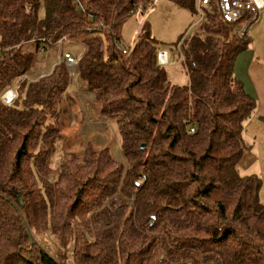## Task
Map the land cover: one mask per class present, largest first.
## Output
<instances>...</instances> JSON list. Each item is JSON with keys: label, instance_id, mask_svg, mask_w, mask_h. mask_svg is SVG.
<instances>
[{"label": "trees", "instance_id": "obj_1", "mask_svg": "<svg viewBox=\"0 0 264 264\" xmlns=\"http://www.w3.org/2000/svg\"><path fill=\"white\" fill-rule=\"evenodd\" d=\"M141 1L0 0V264H65L37 240L46 231L72 246L74 264H264L262 181L240 164L256 100L234 67L249 39L208 18L182 44L189 82H172L146 21L133 49L118 47ZM63 36L84 47L76 74L118 123L126 164L89 142L53 166L65 61L24 80L12 105L1 100L32 66L23 46L48 50Z\"/></svg>", "mask_w": 264, "mask_h": 264}, {"label": "rangeland", "instance_id": "obj_2", "mask_svg": "<svg viewBox=\"0 0 264 264\" xmlns=\"http://www.w3.org/2000/svg\"><path fill=\"white\" fill-rule=\"evenodd\" d=\"M43 13L44 10L41 8L40 16H43ZM195 19L194 12L179 4L177 0H157L144 14H131L127 17L120 28L121 41L133 49L139 38L138 32L141 23L146 21L150 25L151 33L160 44V50L169 51L170 60L177 61L183 54L182 49H179V40L182 36L189 38L190 32L195 28L194 26L191 29ZM246 36L249 39V44L245 50L238 54L234 71L246 92L255 98L256 107L245 122L243 139L246 153L242 160L241 172L243 174L254 173L260 177L262 187L259 198L264 204V10L260 12L256 22L248 29ZM71 44L69 39L64 50L67 49L75 57L80 58L84 51L83 45ZM22 52L24 55V48ZM60 52L59 48V55ZM21 57H18L20 60L12 61L18 69L22 65ZM39 57L41 58L42 55ZM165 67L172 82L180 84L189 82V75L182 63L165 65ZM68 90L74 96L64 102L63 96L58 115L57 117L53 116V121L57 118L56 121L63 135L62 140L57 144L58 150L53 156V166H57L61 162L63 153L81 155L85 151L88 141L93 142L99 148L108 146L112 153L126 164L127 160L120 144L118 123L115 120L101 117L98 113L99 104L82 97L85 91H83V85L76 73L72 77ZM99 120H105L101 129L97 125ZM35 235L40 244L61 263L74 264L72 246L63 247L58 237L51 232L46 231Z\"/></svg>", "mask_w": 264, "mask_h": 264}, {"label": "built area", "instance_id": "obj_3", "mask_svg": "<svg viewBox=\"0 0 264 264\" xmlns=\"http://www.w3.org/2000/svg\"><path fill=\"white\" fill-rule=\"evenodd\" d=\"M156 1L157 0H145L136 3L130 10V15L144 14ZM76 4L82 8L80 0H76ZM262 10H264V0H194L193 12L195 13L196 19L192 23L191 29L210 17L219 16L223 22L234 26L238 37L243 38L247 35L248 29L256 22ZM186 37L187 36H183L182 40L179 42L180 50L182 49V44ZM68 41L69 37L63 36L56 41L55 45L60 47L61 60L65 61L73 77L77 71L79 58L75 57L71 52L63 50L64 45ZM118 47L124 54H127L130 50V47L122 41L118 42ZM40 50L43 51V48L40 47ZM181 56L183 57V54ZM157 59L161 65L173 63V61L170 60L167 50H159ZM24 80H30L27 73L17 77L12 84L2 92L1 100L6 105L10 106L15 102L19 95L21 83ZM190 131L194 132L195 128L191 127Z\"/></svg>", "mask_w": 264, "mask_h": 264}, {"label": "crops", "instance_id": "obj_4", "mask_svg": "<svg viewBox=\"0 0 264 264\" xmlns=\"http://www.w3.org/2000/svg\"><path fill=\"white\" fill-rule=\"evenodd\" d=\"M195 14V13H194ZM71 40V39H70ZM72 44H81V42L79 41H74V40H71ZM67 44V43H66ZM65 44V45H66ZM71 44V45H72ZM64 45V46H65ZM40 47L42 46H37L36 42L34 41H31V42H28L27 44H25L23 46L24 48V53H27V52H32L34 54V61L32 63V66L30 68L29 71H27V75L29 76V79L30 81H34L35 79L43 76V75H46L48 73H50L52 71V69L54 68V66L58 63H60L62 60H61V56L58 54V51H59V48L58 46L54 45L52 48H49L48 50L46 49H43V51L40 50ZM63 50H64V47H63ZM67 50V49H66ZM23 53V52H22ZM169 53V51H168ZM39 55H42V57L40 58ZM169 57H170V53H169ZM182 57V56H181ZM181 59L180 58L179 60L177 61H173V63L171 64H166V65H173V64H177L179 62H181ZM165 66V65H164ZM188 83V82H187ZM183 84H186V83H183ZM83 91H85V93L82 95V97L84 98H88V101H91V102H95L96 103V100H95V94L94 93H91V92H88L86 91L84 88H83ZM71 96H74L73 93H71L69 90L66 92V94L64 95V100L63 102L66 100V99H69L71 98ZM80 104H82V102H80ZM98 105V104H97ZM99 115L101 117H103L101 114H100V110H99ZM61 118V117H60ZM104 118V117H103ZM74 120V119H73ZM105 123V120L104 121H100L97 122V125L98 127L101 129V126ZM90 141L87 142V145ZM87 147V146H86ZM114 155V154H113ZM124 155V154H123ZM115 156V155H114ZM245 156V155H244ZM243 156V158H244ZM116 157V156H115ZM117 158V157H116ZM242 158V160H243ZM118 159V158H117ZM242 160L240 162V164H242Z\"/></svg>", "mask_w": 264, "mask_h": 264}, {"label": "water", "instance_id": "obj_5", "mask_svg": "<svg viewBox=\"0 0 264 264\" xmlns=\"http://www.w3.org/2000/svg\"><path fill=\"white\" fill-rule=\"evenodd\" d=\"M142 148H144L145 147V144H142V146H141Z\"/></svg>", "mask_w": 264, "mask_h": 264}, {"label": "bare ground", "instance_id": "obj_6", "mask_svg": "<svg viewBox=\"0 0 264 264\" xmlns=\"http://www.w3.org/2000/svg\"><path fill=\"white\" fill-rule=\"evenodd\" d=\"M119 148V147H118ZM116 151V150H115ZM118 152V151H117Z\"/></svg>", "mask_w": 264, "mask_h": 264}]
</instances>
